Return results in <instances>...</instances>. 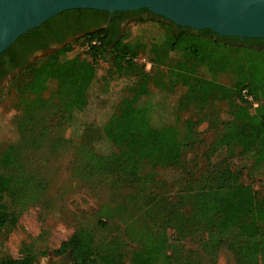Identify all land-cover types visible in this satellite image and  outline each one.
I'll use <instances>...</instances> for the list:
<instances>
[{"label":"trees","instance_id":"16d2710c","mask_svg":"<svg viewBox=\"0 0 264 264\" xmlns=\"http://www.w3.org/2000/svg\"><path fill=\"white\" fill-rule=\"evenodd\" d=\"M129 13L120 40L98 31L0 86V264H36L49 249L24 241L14 256L8 234L30 208L60 213L82 193L98 207L74 213L51 249L75 264H218L224 250L225 264H264V39ZM239 40L259 83L223 77L218 57ZM55 68L75 78H51ZM32 88L29 104L4 111Z\"/></svg>","mask_w":264,"mask_h":264},{"label":"water","instance_id":"95a60500","mask_svg":"<svg viewBox=\"0 0 264 264\" xmlns=\"http://www.w3.org/2000/svg\"><path fill=\"white\" fill-rule=\"evenodd\" d=\"M68 8L147 9L193 30L264 39V0H0V54L19 36Z\"/></svg>","mask_w":264,"mask_h":264},{"label":"rangeland","instance_id":"374dc122","mask_svg":"<svg viewBox=\"0 0 264 264\" xmlns=\"http://www.w3.org/2000/svg\"><path fill=\"white\" fill-rule=\"evenodd\" d=\"M229 42L231 46L223 48V51H221L218 57L219 63L223 69V77H227V75L230 74H236L244 83L261 82L260 77L254 72L255 70L253 69V65L247 63L249 55L254 54V52L243 51L242 49L244 45L248 44H245L240 40ZM74 43L75 42H70L69 44ZM257 48L260 49L261 47L257 45ZM81 51V47L78 45L74 46L70 55L80 53ZM47 55L48 54L39 57L37 60H43ZM91 73L92 67L89 61L82 55V68L78 75L82 78H87ZM70 75L71 74L64 73L63 71L55 68L54 73L51 74L50 77L54 79L58 78L65 80L75 78L74 76ZM36 93L37 90L32 88L22 97L17 99L15 103L10 106V109H5L4 111L8 113L13 110H19V108L29 104ZM44 129L45 123L42 115L37 118V121L34 123L32 129L28 132V135L31 138H36L43 133ZM67 206V209L60 211V213L58 211L52 212L39 206H35L27 210L18 220L17 225L8 234V238L5 241L8 252L14 256H17L19 248L24 241H35V244L38 247L47 248L49 251H51V249L58 248L61 242L69 238L74 231L76 224V216L74 213L80 214L83 211H91L98 207V203L97 200L90 194L82 193L79 195H74ZM176 220L177 217L174 214H171L168 220L170 227L173 226L171 229L175 227ZM227 258V252L224 250L220 255L218 264H225ZM47 259L48 256L46 257L45 254L39 258L37 264H44Z\"/></svg>","mask_w":264,"mask_h":264},{"label":"flooded vegetation","instance_id":"af4514ba","mask_svg":"<svg viewBox=\"0 0 264 264\" xmlns=\"http://www.w3.org/2000/svg\"><path fill=\"white\" fill-rule=\"evenodd\" d=\"M133 18L129 11L96 8H68L49 17L37 27L25 32L19 42L15 40L7 48L9 51L6 54H0V86L9 82L23 67L39 57L70 42L90 37L98 31L106 30L109 38L120 40L127 23ZM95 42L94 39L91 41L92 44ZM257 45L262 47L260 42L252 46ZM47 256L44 264H75L70 249L61 253L49 251Z\"/></svg>","mask_w":264,"mask_h":264},{"label":"built area","instance_id":"2783aa9c","mask_svg":"<svg viewBox=\"0 0 264 264\" xmlns=\"http://www.w3.org/2000/svg\"><path fill=\"white\" fill-rule=\"evenodd\" d=\"M148 66H149V64H148ZM243 94L249 101H253L254 102L253 103L254 106L258 105V103L254 101V97L251 94H249L246 89L243 90Z\"/></svg>","mask_w":264,"mask_h":264}]
</instances>
